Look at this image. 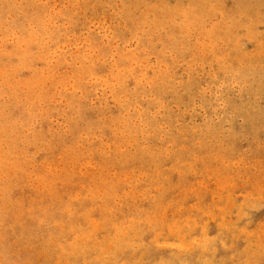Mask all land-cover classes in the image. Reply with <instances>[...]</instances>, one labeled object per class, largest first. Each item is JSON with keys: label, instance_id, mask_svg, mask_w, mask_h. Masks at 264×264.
<instances>
[{"label": "rangeland", "instance_id": "374dc122", "mask_svg": "<svg viewBox=\"0 0 264 264\" xmlns=\"http://www.w3.org/2000/svg\"><path fill=\"white\" fill-rule=\"evenodd\" d=\"M0 264H264V0H0Z\"/></svg>", "mask_w": 264, "mask_h": 264}]
</instances>
